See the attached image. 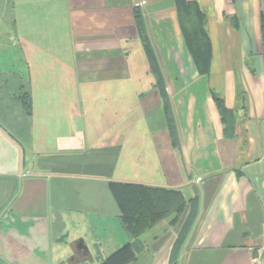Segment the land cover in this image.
Masks as SVG:
<instances>
[{
	"label": "crops",
	"instance_id": "crops-1",
	"mask_svg": "<svg viewBox=\"0 0 264 264\" xmlns=\"http://www.w3.org/2000/svg\"><path fill=\"white\" fill-rule=\"evenodd\" d=\"M8 1L0 264H102L126 244L133 264H264V0H186L207 71L175 0ZM213 93L236 111L232 137ZM127 185L185 203L134 238L114 193Z\"/></svg>",
	"mask_w": 264,
	"mask_h": 264
},
{
	"label": "trees",
	"instance_id": "trees-1",
	"mask_svg": "<svg viewBox=\"0 0 264 264\" xmlns=\"http://www.w3.org/2000/svg\"><path fill=\"white\" fill-rule=\"evenodd\" d=\"M178 7L182 28L184 30L187 44L193 55L194 61L200 67L208 70L210 63L209 43L204 29L205 16L198 5L186 0H175ZM222 121L225 124L227 137H232L236 111L229 110L223 99L213 93ZM27 113H31L30 95L24 93L20 97ZM115 188L114 193L122 208V221L126 230L138 238L146 231L152 229L159 221L167 215L179 210L185 203L184 197L178 192L165 190L141 189L133 185ZM138 256L131 244H126L121 249L111 254L102 264H133Z\"/></svg>",
	"mask_w": 264,
	"mask_h": 264
},
{
	"label": "rangeland",
	"instance_id": "rangeland-1",
	"mask_svg": "<svg viewBox=\"0 0 264 264\" xmlns=\"http://www.w3.org/2000/svg\"><path fill=\"white\" fill-rule=\"evenodd\" d=\"M9 1L8 0H0V4H7ZM2 8V5L0 6V9ZM4 8V10H6L7 11V13L9 14L10 13V7H7V6H4L3 7ZM6 11L4 12L5 14H6ZM2 12L3 11H1L0 10V15L2 16ZM2 17H4V16H2ZM6 17V16H5ZM4 17V18H5ZM6 19V18H5ZM6 25V24H5ZM4 30V28H3V25L2 24H0V33H1V31H3ZM147 253H150V252H147Z\"/></svg>",
	"mask_w": 264,
	"mask_h": 264
},
{
	"label": "water",
	"instance_id": "water-1",
	"mask_svg": "<svg viewBox=\"0 0 264 264\" xmlns=\"http://www.w3.org/2000/svg\"><path fill=\"white\" fill-rule=\"evenodd\" d=\"M77 245H78V247L80 248V247H84V245H83V242L82 241H79V242H77Z\"/></svg>",
	"mask_w": 264,
	"mask_h": 264
}]
</instances>
